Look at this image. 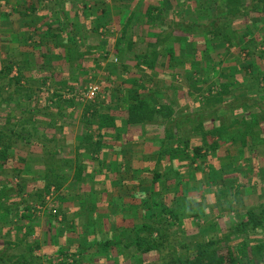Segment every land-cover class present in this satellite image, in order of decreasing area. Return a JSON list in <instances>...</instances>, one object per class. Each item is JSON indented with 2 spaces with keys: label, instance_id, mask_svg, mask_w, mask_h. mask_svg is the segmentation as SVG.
<instances>
[{
  "label": "crops",
  "instance_id": "crops-1",
  "mask_svg": "<svg viewBox=\"0 0 264 264\" xmlns=\"http://www.w3.org/2000/svg\"><path fill=\"white\" fill-rule=\"evenodd\" d=\"M8 1V5L5 3L3 7H0L2 12L8 13V22L1 24L0 33L5 38L4 42L6 39L9 40V46L19 43V39H22L23 43H19L18 46L19 51L26 46L27 42H31L33 31L51 28L53 32L55 27L59 26L58 24L50 25V22L53 21L46 19L48 15H55L56 13L52 9H45V7H51L50 4L40 7L44 8L40 10V18V16L38 17L39 6H37L39 0ZM41 1L49 3L50 0ZM230 1L234 0H151L149 3L152 5H150L146 1L143 4L138 0H132L129 8L124 10L113 11L112 6H110L112 9L107 7V15L114 13H118V15H114V20H111V16L109 18L104 15L101 16L98 20V26L109 27L115 23L117 26L123 27L124 22L125 25L128 24L129 17L134 16L133 13L135 10L137 11L135 16L138 15L136 19L143 24L144 33V36L140 38L142 39L141 43L145 46L144 54L141 56L143 59L149 55L155 56V64L152 70L145 69L146 64L143 63L141 66L144 69L140 70L141 73L139 71L142 77L148 76L149 78L146 79H152L153 82L151 83H153L154 89L140 90L138 95L147 99L153 93H158L160 99L166 100L168 103L163 106L170 107L171 112L166 113H169L167 116L169 119L162 122V126L157 127L150 124L151 121L143 124H130L126 104L111 106L109 102H106L96 106L101 114H106L110 118L104 120V124H101L99 119H94L95 122L90 125L91 128H86L81 122H76L75 124H81V127H75L70 132V129L67 130L62 125L71 122H68L67 119H65L66 122H57V127L61 125L57 128L58 132L56 131L57 140L61 147L54 153L46 152L43 148L44 145L42 147L34 141L29 143L17 137L19 138L17 144L19 146L11 151L12 158L9 162L3 165L0 163V173L2 171L5 173L18 172L22 181L21 189L25 190L26 187L28 191H36L43 189L46 184L45 172H50L51 177L54 176V171L51 168L56 165L53 164L55 161L58 163V167H61L58 177L61 184H64L61 188L63 199H61L62 203L58 209V215L44 218L43 224H41L40 219L37 221V218H35L34 225L19 221L22 214L20 211L19 217H17L19 226H16V222H13L14 219L10 215H6L7 210L3 209L5 212L0 210V222L13 226H9L6 230L7 233H4L3 225L0 226V246H4L8 242L9 247L12 248V243H18L17 234H19L27 239L22 241L23 246L18 249V254L13 255L26 257L28 254L26 259L33 261L34 264H40L42 259L47 258L49 259L47 264H115L114 260L110 261L108 257L116 252L112 251L111 248L99 246L98 243L104 242V240H120L128 228L135 224L144 223L149 217L144 209L146 208L144 203L147 202L146 199L148 198L153 203V199L156 197L158 199L165 197L169 205L179 204L178 201L182 194L187 197V193L183 190L185 184L188 183L187 187L192 185L191 173L193 168L200 170L199 174L196 175V177L198 176L196 179L200 180V189L202 186L210 189L208 187L211 185L213 195L218 189L215 184L223 186L224 183L229 182V187L240 188L241 186L245 187L251 181L252 185L253 183L257 185L264 179V98H261V101L257 100V94L264 95V68L259 70L254 66L253 70L248 71L249 73L243 76L237 71L238 69L223 68L220 74L219 71H216L215 74L216 83L219 77L221 78L220 83L218 82L214 88L216 91L209 90V86L204 88L209 83L207 80L208 64H204V62L209 60L210 53L205 52L206 54H204L203 49L198 47L203 45L202 43L206 44V42L215 44L216 47L221 45L217 49L222 52L218 53L220 59L226 55L223 45H230V41L224 42L215 33H207L206 28L210 23L213 24L217 20L222 21L221 24L225 23L224 19H219L220 16L213 15V10L221 9L224 6L225 10L227 8L229 12L227 6ZM53 2L56 8L60 7L61 0H53ZM64 2H67V6L64 11H62L63 7L60 9L62 19L57 20V23H62L67 28L75 22L90 23V16H86L84 19L80 18L78 0H63ZM83 3L90 7L88 0L83 1ZM136 4L143 5L138 8ZM146 4L149 5L146 6ZM244 5L249 7L251 18L254 17L253 21L247 25V28L253 29V35L250 32L249 37L244 38V40H249L251 43L250 40L254 36V43L256 41V43L264 44V19L257 20L254 16L257 11L255 6L259 5V0H244ZM149 8H155L152 15L148 13ZM177 14H181L180 17L183 15L184 18L181 17L179 20L172 17V15ZM208 14L215 21L210 20ZM170 19L176 22L172 23ZM112 22L114 23L112 24ZM234 22L232 21V24ZM115 24L114 27L116 28ZM145 30H147V34ZM167 30L170 31L169 35H167L168 33L164 34ZM212 34L216 38L211 36ZM50 35L56 36L54 32ZM166 37L168 39H165ZM222 38L225 39L224 36ZM232 42H234L233 38ZM167 43L174 49L173 57L166 51ZM183 44L185 46L196 44L198 47L195 48L196 50L187 51V49H182ZM29 47V45L26 46L25 59L18 58L22 62L19 64L21 67L19 69L20 71L22 68L26 69L27 77L33 75L32 70L35 67L30 66L32 62L37 61L40 64V59H34L30 55L32 49L28 50ZM183 50L185 52H182ZM148 51L150 52L147 53ZM62 52H64L66 61H70L68 63L73 69L69 64L67 66L66 61L60 62V66H54L56 72L63 78L61 82L78 78L79 68L75 69L78 63L76 58L80 59L83 55L75 53L76 56H73L72 52L68 53L65 50ZM236 57L234 54L230 55L228 59L231 60L230 58H232L231 61L234 63ZM62 59L54 56L52 58L55 62L62 61ZM255 59L258 63L260 62L258 56ZM137 60L140 61L142 58ZM134 61L135 59L132 58L129 65L137 66ZM39 64L38 66H40ZM218 67V64L215 65L216 69ZM132 68L130 73H136ZM176 80L182 83L179 84V81ZM137 81L136 79L135 82ZM173 81L178 84L172 86ZM194 81L199 82L201 86L197 87L196 90L194 88L190 90L188 86L192 85ZM130 84L134 86L133 83L130 82ZM214 92L219 94L218 103L209 105L211 93ZM113 109H119L121 113L118 114ZM3 112L8 113V110ZM9 112H11V108H9ZM13 114L17 115L11 119L13 123H16L17 120L21 121V115L15 114V112ZM197 117L201 118V127L199 130L195 127L198 132L197 138L191 141L194 142V147L202 148L201 157L193 164H191V156L186 158L185 155L167 156L161 159L165 140L174 142L173 144L176 145L177 141L184 140L187 136L183 138L184 133L179 134L177 129L171 131V134L167 136L160 131L159 127L166 129V125H170L172 122H178L179 125L189 118L196 119ZM42 131H45L46 136L50 139L55 133L54 127L49 125ZM15 133L21 132L16 131ZM24 137L30 138L26 134ZM258 140L260 144H255ZM88 142L91 143L88 144ZM91 145L92 148H90ZM169 149L174 150L173 148ZM54 158L56 160H53ZM165 171H168L170 178L166 181L165 190L152 193L156 187V185H152L153 173L156 172L161 175ZM27 173L33 176L28 177ZM170 175H175L176 178L171 179ZM9 184L13 187L12 181H6L5 177L0 176V189L10 187ZM12 197V199L9 197L8 202H6L10 206L18 203V198L20 203L24 201L22 196H17V198L13 195ZM190 197L191 195L187 198ZM247 200L250 201L251 205L256 203L251 197ZM0 201L3 202L1 199ZM261 203L264 202L261 201ZM153 210L155 213L156 209ZM211 234L215 233H209L205 238ZM57 255L63 257V263L57 262L55 259Z\"/></svg>",
  "mask_w": 264,
  "mask_h": 264
},
{
  "label": "rangeland",
  "instance_id": "rangeland-1",
  "mask_svg": "<svg viewBox=\"0 0 264 264\" xmlns=\"http://www.w3.org/2000/svg\"><path fill=\"white\" fill-rule=\"evenodd\" d=\"M83 1L87 0H78V5L80 4V7L78 8V10H80L79 15L82 19L86 18V16H90V23L75 22L72 23L73 25L68 28L62 23H57V20L62 19V13L60 12V9H62L63 7L62 11H64V8H66L67 6V2H64V4L63 0H61V2L59 3V5H61L58 8L55 7V3L53 2V0H50L49 3H45L41 0L37 2V6H39L38 17L40 16L41 18L40 10L44 9L40 7H43L44 5L49 6L50 4L51 7H45V9H52L56 13L55 15H48L46 19L52 20L54 22H50V25L58 24L59 26L56 25L57 28L55 27V30H53L56 36L50 35L53 33L51 28H41L35 30V32L33 31V39L30 43L27 42L26 46H30L28 48V50L32 49L30 55H32L34 59H40V64L37 63V61L32 62V65L30 66H34L35 68L34 70H32L33 75H29L30 77H27L26 69L24 70L22 68L21 72L23 73V78L20 83H17L15 78L20 75L19 68L21 67L19 66V64H21L22 62L19 61V59H25L24 54L27 52L26 46L22 47L21 51H19L18 46L19 43H23L22 39H19V43L9 46V40L6 39V42H4L5 38L2 37V34L0 33V72L2 70H5V72H7V75H4V72L0 73V125L2 127H8L13 132H24L23 134L29 136L31 141L35 142L39 140L43 143L44 147H42L46 152L48 151L54 153L59 147H61L58 143L56 134L57 128L61 127V125L57 127V122L65 121V119H67L68 122H71L66 123V125H62L63 128H66L67 130L70 129V132H72L75 127H81V124H75L76 122H81L86 128H91L90 125H93V123L95 122L94 119H99V121H101V124H104V120H109L110 118L106 114H101L100 110L96 109V106H99L101 105V103L106 102H109L111 106H120L122 105V103L126 105L132 104L134 103V101L130 99V96H133L135 94L138 95V92L140 90H145L146 88H150V90L154 89V85L153 83H151L153 82L152 79H146L149 77L147 76L145 78L142 77L141 74H139V71L141 69H144V67L145 69L149 70H152L154 68L155 56L148 54L150 57H145L144 59L143 56H141V54H144L143 49L145 48V46L141 43L142 39L140 38L144 36V33L142 29L143 24L140 23L138 19H136L138 18V15L135 16V14H137V11L135 10V12L133 13L135 17H131L129 15L130 17L128 24L125 25L124 22L123 27L117 26V24H115L114 22H112V24L114 23L116 25V28L114 27V24L113 26H109L110 28L97 25L98 20L103 15L107 18L111 16V20H114V15H118V13L107 15V7L112 9L110 7L112 6L113 11L117 9L124 10L129 8L132 0H88L90 7L88 6V4L85 5ZM138 1L143 4H145L146 2H151V0ZM259 2L260 6L258 5L259 8L257 12L262 11L259 9L262 8V3L264 1L259 0ZM5 3L8 5L9 1L0 0V7H3ZM149 4H146V6ZM142 5L138 4L137 7L139 8ZM227 7L229 9V12L227 11V8L225 10L224 6H222L221 9H212L214 11V13L212 12L214 16L218 15L221 17L226 14L233 13V16L230 17L229 21H226L228 24L225 25V28L222 29V32H226V34H220L218 30L215 32L219 35L221 40H224L222 38V35L224 37L227 34L233 36L234 42L231 41L230 45H223L225 46L224 49L227 56L224 54L225 56L223 55L224 57H221L222 59H220L219 54L222 52L217 49H219L221 45H218L216 47L215 44L212 45L206 41V44L202 43L203 45H199V47L196 44L190 46H185V44H183L182 46V49H187V51H191V49L194 50L196 47H198L200 49H203L202 51L204 54L210 53L209 60L207 62H204V64H208L207 80H209V83H207L204 88H207V86H209L208 89L212 91H216L214 88H216L215 86H217V83H220L221 81V78L219 77L216 83V71H219L218 73L220 74L223 68L234 70L238 69L237 71H239L243 76L248 74V71L253 70L254 66L259 70L264 68L262 67L264 66V44L256 43V41L254 43V36H252V39L250 40L251 43H249V40H244L243 37L244 34H250V32L253 35V29L247 28V25L254 19V17L251 18L250 13H248L247 17H245L244 15H239L241 10L245 7L244 0H234L229 3ZM257 12H255L256 14H254L255 19H264V13L258 14ZM179 15L181 14H177L174 16L172 15V17H176L179 20L181 19V17L184 18L183 15L181 17ZM234 15H238V17ZM207 16H210V20H214V18H212L210 14H208ZM232 21H235L234 24H232ZM7 22L8 13L2 12L0 8V26L2 23ZM170 22L173 23L176 21L170 19ZM220 24L221 21L217 20L214 26L210 23L207 28L209 30L212 27H214V29H217L220 28ZM95 28L96 30H94ZM146 31L147 30H145V33L147 34ZM169 32L170 31L167 30L164 32V34L168 33L167 35H169ZM165 39H168V37H166ZM168 44L169 43H167L166 47L171 46ZM62 50H65L68 53L72 52L73 56H76L75 53L83 55V59L82 57L80 59L76 58V60H78V63L76 64L77 67H75V69L79 68L78 78H73L72 80H65L64 82H61L63 78L60 77V74L56 72L54 66H60V62L66 61V58L63 55L64 52H62ZM149 52L150 51H148L147 53ZM182 52H185V50H183ZM236 52L238 53L236 54ZM234 54L235 56H237L234 61L235 64L231 61L232 58H230L231 60L228 59L230 55ZM53 56L58 59H62L63 56V59L62 61L58 60V62H55L52 60ZM257 56L260 58L259 63L257 62V59H255L257 58ZM140 57L142 58V60H137ZM132 58L135 59L134 62H136L137 66L129 65L130 61H132ZM129 59L131 60L129 61ZM68 62L66 63L67 66L69 64ZM143 63L146 64L144 67L141 66V64ZM38 64L40 66H38ZM217 64L219 66L217 68L218 70L215 68V65L217 66ZM9 66H12V72L8 74L7 70ZM69 66L71 67V69H73L70 64ZM131 68L134 69L136 73L131 74ZM30 69H28V71H30ZM37 69L38 71H36ZM141 72L142 71H140V73ZM136 79L138 80L137 82H135ZM130 82L133 83L134 86H131ZM181 83L182 82L179 81V84ZM193 83L192 85L188 86L190 90H192L193 88L196 90L197 87L199 88L201 86L199 82L197 83V81H194ZM177 84L178 83L174 82V84L171 85L175 86ZM92 86L98 87V94L94 100H88L85 98V95ZM211 94L212 97L209 100V105L217 104V97L219 94L215 92ZM159 96L160 95L158 93L156 94L155 92L153 93V95H151V97H148L146 99L149 102L150 106L156 107L157 110H159V108H162L163 105L168 104L166 100H161V97ZM261 98H264V95L262 96V94H257V100L261 101ZM9 108H11V112H9ZM4 110H8V113L3 112ZM113 111L118 114L121 113L119 109H113ZM13 112H15V114L21 115V121H24L21 122L17 120L16 123H13V120L11 119L13 118V116L14 118L17 116L14 115ZM10 113L12 114L9 115ZM167 116L168 115H166V113L165 115H159L156 113L153 115L150 124L155 125L156 127L162 126V122L169 119ZM200 120L201 118L199 117H197L196 119L189 118V120L181 122L178 127H175L174 125L172 126V129H177L179 134L184 133L185 136H182L183 138L186 136L188 137H186V139L191 138L189 140H182L184 142L189 141L191 148L189 149L190 153H188V151H184V153L178 151L181 155H185L188 153L192 158V148L194 147V142H192L191 140L197 138L198 132L196 131L195 127L197 128V130H199V128L201 127ZM47 122H49V124H47ZM47 125L54 127L55 133L53 138L51 139L46 136L47 133L45 131H42L43 129L47 128ZM159 129L161 132L167 134V136L171 134L168 125H166V129H163L161 127H159ZM13 137V146L14 149H16V147L19 146L17 145L19 143V138H17L15 134ZM20 141L23 143L22 140ZM155 142L157 141L155 140ZM180 142L181 140L177 141L175 145L173 144L174 142L165 140V142L163 143L164 148L162 147L163 151L165 148H168V146L169 148H173L174 150H185V145L180 144ZM89 143L91 142H88V144ZM256 143L260 144L259 140L256 141L255 144ZM92 147L93 146L91 145L90 148ZM53 160L56 159L54 158ZM53 164H56L51 168L54 171L53 174L54 176H58L60 174L59 171H61V167L59 168L58 163L55 161L53 162ZM60 164L61 163L59 162V165ZM199 172L200 170L198 168H193L191 173V179H193L192 185L191 187H187V183L183 188V190L187 193V197L190 195L191 197L187 198L182 194V197L178 201L179 204L176 205L177 212L181 214L182 209L184 208L186 215L184 216L181 214L180 220L176 221L174 223L175 225L171 227V235L181 237L190 245L195 244L199 240L205 238L209 233L220 234L219 236L225 235L233 228V226L238 221L245 219L250 211L259 213V208L264 206V203H261V201L264 202V179H262L261 182H258L257 185H254V183L252 185L251 181V183L245 185V187L241 186L240 188H231V186L229 187V182L224 183L223 186L220 185L221 187L215 184V187H218V189H216L218 193L215 192V194L213 195L214 192L211 185L208 187L210 189H207L204 186H202L200 189V180L196 179L198 177H196V175L197 173L199 174ZM44 175L50 176L51 174L50 172H45ZM0 176L5 177L6 181L10 180L13 182V187H15V189L17 187L16 192H14V196L17 197L18 195V197H24L23 203H20V199L17 197L18 203L20 204V206L22 205L23 207H27L32 212H34L36 218L38 219L37 221H39L40 219L41 224H43L44 218L46 219V217L53 215L55 216L58 214V209L60 208L62 203L61 199H63V193L61 189L58 190L56 186H52V189H50V193H45L44 201H40L38 200V195L40 191H44V188L36 191H28L26 190V187L25 190L23 188L21 189L20 186H22V181L19 177V173L17 174V172L14 171L9 173H5V171H2V173H0ZM27 176L32 177L33 175L27 173ZM63 185L64 184H62V187ZM22 192H24V196L22 195ZM203 194L205 195L204 197ZM250 197L256 201L255 204L251 205L250 201L247 200ZM22 211H24V209ZM1 225H3L2 228H5L4 233H7L6 230L9 228V226L13 227L12 224L5 225L0 222V226ZM16 226L19 225L16 224ZM134 226L128 228L125 231L126 233H123V238H121L120 240L111 241L112 243L117 242L122 246L120 252H116L114 255L110 254L111 256L108 257L110 261L114 260L115 264L132 263L128 257L134 255V251L131 248H126L125 245L130 242V237L133 234L132 230ZM7 239H9L8 236ZM17 239L18 243H12V248L9 247L10 244H8V242L5 243L6 245L4 249L7 250V253L9 255L18 254V249H21V247L23 246L22 241L27 238L17 234ZM263 240L264 237H262L261 235L259 237V241L261 242ZM104 242L107 241L104 240ZM98 244H101L102 246L104 245L103 241H100ZM157 254L158 253L144 255L141 258L144 259V264H155L159 261V256ZM13 256L17 257V255ZM121 256H123V258ZM26 257H28V254H26ZM55 259L58 263H63L62 256L57 255L55 256ZM47 263H49L48 258L45 260L42 259V261H40V264ZM261 263L264 264V262ZM251 264H254V261H252Z\"/></svg>",
  "mask_w": 264,
  "mask_h": 264
},
{
  "label": "trees",
  "instance_id": "trees-1",
  "mask_svg": "<svg viewBox=\"0 0 264 264\" xmlns=\"http://www.w3.org/2000/svg\"><path fill=\"white\" fill-rule=\"evenodd\" d=\"M262 4L263 6L259 10L264 11V2ZM255 7L258 10L259 6L256 5ZM154 9L155 8H149L148 13L152 15ZM262 11L256 12L258 14H262L264 13ZM248 13H250L249 7L245 6L239 15L247 17ZM232 16L233 13H229L220 17L219 19H224L225 23L220 24V28L217 29L212 27L209 30L207 28L206 32L211 34L218 30L220 34H226V32H222V29L225 28V25L228 24L226 21H229ZM234 16L238 17V15ZM214 24L215 23L213 22L212 25L214 26ZM227 35L224 37V42H231L233 37L231 35ZM249 35L250 34H245L244 38L249 37ZM211 36L216 38L213 34ZM166 51L171 55V57H173L174 49L172 47H167ZM7 71L8 74L11 73L12 66H9ZM3 72L4 75H7L5 70H2L0 73ZM22 76L23 73L20 71V75L15 78L17 83L21 82L23 78ZM130 99L134 101V103L126 105L128 121L130 124L147 123L152 121V117L156 113L159 115H165V113L171 112L168 107L164 106L157 110L156 107L150 106L146 99H143L137 94L130 96ZM166 115H169V113ZM177 123L178 122H172L168 125L170 131H173V125L178 127ZM15 135L28 141L29 143L31 142L30 138L24 137L22 133H15ZM13 136L14 132L11 129L0 125V163H2V165L9 162L12 158L11 151L14 149ZM35 143L43 146V143L39 140L35 141ZM180 144L185 145V150H170L169 148H165V150L162 151L161 159H164L167 156H178V153L181 155L180 152L184 153V151H188V153H190L189 149L191 148V145L189 141L184 142L181 140ZM188 153L185 154L186 158L189 157ZM192 153L193 164L201 157L202 148L199 146L193 147ZM168 176V171H165L161 175L156 172L153 173L152 185H156V187L153 186L155 187V191H152V193L162 192L165 190L166 181L170 179ZM170 176L171 179L176 178L174 177L175 175ZM165 177L166 179L164 180ZM45 182L44 191H40L38 195V200L40 201H44L45 193H50L52 186H56L58 190L62 187L61 180H59L58 176H45ZM16 190L17 188L15 189L11 187V185L10 187L0 189V199L4 202L0 201V210H7L6 215H10L14 219L13 222H16L17 225H19V221H23L24 223L28 222L29 224L34 225L36 216L29 208L23 207L22 205L20 206L19 203H16L14 206H10L6 203L8 202L9 197L11 199L13 198L12 196L15 194L14 192H16ZM146 200L148 203H144L146 205V208L144 209L149 217L144 221V223L142 222L134 226L130 242L125 245L126 248H131L134 251V255L128 257L132 262L131 264H144V259L141 257L154 253H158L157 255L159 256V261L155 264H251L252 261H254V264H262L261 262H264V240L261 242L259 241V237L261 235L264 237V206L259 208V213L250 211L245 219L238 221L225 235L219 236L211 234L209 237L203 238L195 244L190 245L181 237L171 235V227L175 225L174 223L176 221L180 220L181 214L184 216L186 215L184 208L182 209V213L179 214L176 209L177 206L169 205L165 197H161L160 199L156 197L153 199V203L149 198ZM154 208L156 209L155 213L153 210ZM23 209L24 211H22ZM20 211L22 214L18 221L17 217H19L18 213ZM103 244V246L111 248L114 252L121 251L122 246L117 242L112 243L111 241H107L103 242ZM5 245L6 244H4V246H0V248H2L0 249V264H34L33 261L27 260V257L24 255L17 257L9 255L7 250L4 249ZM98 245L100 246L101 244ZM121 257L123 258V256Z\"/></svg>",
  "mask_w": 264,
  "mask_h": 264
},
{
  "label": "built area",
  "instance_id": "built-area-1",
  "mask_svg": "<svg viewBox=\"0 0 264 264\" xmlns=\"http://www.w3.org/2000/svg\"><path fill=\"white\" fill-rule=\"evenodd\" d=\"M98 94V87L92 86L89 91L86 93L85 98L88 100H94Z\"/></svg>",
  "mask_w": 264,
  "mask_h": 264
}]
</instances>
